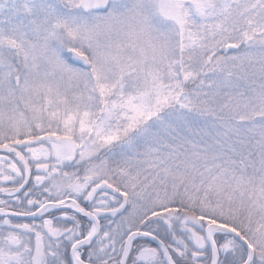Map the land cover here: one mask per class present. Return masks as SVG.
<instances>
[{
  "label": "snow or ice",
  "instance_id": "snow-or-ice-1",
  "mask_svg": "<svg viewBox=\"0 0 264 264\" xmlns=\"http://www.w3.org/2000/svg\"><path fill=\"white\" fill-rule=\"evenodd\" d=\"M0 264H264V0H0Z\"/></svg>",
  "mask_w": 264,
  "mask_h": 264
}]
</instances>
